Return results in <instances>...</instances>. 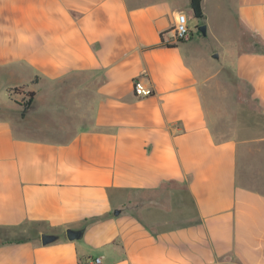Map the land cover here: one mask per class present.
<instances>
[{
	"label": "crops",
	"instance_id": "obj_1",
	"mask_svg": "<svg viewBox=\"0 0 264 264\" xmlns=\"http://www.w3.org/2000/svg\"><path fill=\"white\" fill-rule=\"evenodd\" d=\"M179 1L0 0V264H264V135L205 96L218 60L264 114V0H202L205 61Z\"/></svg>",
	"mask_w": 264,
	"mask_h": 264
},
{
	"label": "rangeland",
	"instance_id": "obj_2",
	"mask_svg": "<svg viewBox=\"0 0 264 264\" xmlns=\"http://www.w3.org/2000/svg\"><path fill=\"white\" fill-rule=\"evenodd\" d=\"M179 3L186 10L190 30L193 33L195 41L200 42L198 53L203 56L204 61L208 60L207 55L212 53L217 44L213 39V32L208 36L207 33H202L201 27H205L206 25L204 24V20L196 19L193 14H190V0H181ZM210 20L218 28L222 26L220 25V21L214 20L211 15ZM218 63V60L214 61L210 70L213 77L205 86L206 103L214 115L213 128L218 139L231 136L238 139L251 140L264 135V114L252 86L238 80L231 70L219 68L217 66ZM16 91L19 93L21 89H17ZM27 101L28 98L24 97L22 104H25ZM44 121L53 126L50 119L44 118ZM241 148H243V145H241ZM168 186L172 187V185ZM166 188L163 187L162 190H166ZM157 195L158 192L144 195L141 201L150 202L154 206H157L159 203ZM189 206V210H191L192 206Z\"/></svg>",
	"mask_w": 264,
	"mask_h": 264
},
{
	"label": "built area",
	"instance_id": "obj_3",
	"mask_svg": "<svg viewBox=\"0 0 264 264\" xmlns=\"http://www.w3.org/2000/svg\"><path fill=\"white\" fill-rule=\"evenodd\" d=\"M175 34L177 42H188L193 38V33L188 25V17L185 13H179L176 19ZM134 92L136 96L144 98L154 94V89L147 86L140 78L134 80ZM93 264H101V259H96Z\"/></svg>",
	"mask_w": 264,
	"mask_h": 264
},
{
	"label": "trees",
	"instance_id": "obj_4",
	"mask_svg": "<svg viewBox=\"0 0 264 264\" xmlns=\"http://www.w3.org/2000/svg\"><path fill=\"white\" fill-rule=\"evenodd\" d=\"M190 8H191L193 16L196 19H199V20L204 19L205 15H204L203 8H202V0H190ZM162 45L174 46L173 44L165 43L164 40L162 41ZM33 96H34L33 93L29 94L30 99L25 104H23L24 109L22 111V114H25L27 112V110L30 108ZM83 231H84V229L79 231L81 235H82Z\"/></svg>",
	"mask_w": 264,
	"mask_h": 264
},
{
	"label": "water",
	"instance_id": "obj_5",
	"mask_svg": "<svg viewBox=\"0 0 264 264\" xmlns=\"http://www.w3.org/2000/svg\"><path fill=\"white\" fill-rule=\"evenodd\" d=\"M202 33L206 34L207 33V27H201ZM214 58H219L218 54L213 55ZM81 236L79 231L75 230H68L67 231V238L71 241L78 239ZM59 239V236L56 235H48V234H43L41 237L42 244L47 245L50 243H53Z\"/></svg>",
	"mask_w": 264,
	"mask_h": 264
}]
</instances>
